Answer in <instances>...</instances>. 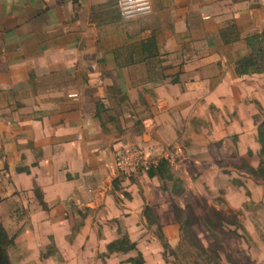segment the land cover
I'll return each instance as SVG.
<instances>
[{
  "label": "crops",
  "instance_id": "obj_1",
  "mask_svg": "<svg viewBox=\"0 0 264 264\" xmlns=\"http://www.w3.org/2000/svg\"><path fill=\"white\" fill-rule=\"evenodd\" d=\"M114 1L0 0V183L6 210L0 221L16 235L14 242L52 233L41 245L53 244L65 258L57 261L67 264L89 263L83 255L91 228L84 201L96 198L98 189L90 190L110 175L120 150V132L105 120L116 94L144 96L151 136H178L185 126L193 137L208 136L211 121L216 133H236L243 145L255 113L251 101L264 103V71L236 73V61L252 51L246 39L264 38V0H151V13L132 18L112 14ZM149 37L157 41V69L165 80L151 79L146 62L118 64L119 49ZM99 101L108 109L101 118ZM252 126L256 155L260 145ZM255 212L261 222L243 225L261 248L254 233L264 230V211Z\"/></svg>",
  "mask_w": 264,
  "mask_h": 264
},
{
  "label": "rangeland",
  "instance_id": "obj_2",
  "mask_svg": "<svg viewBox=\"0 0 264 264\" xmlns=\"http://www.w3.org/2000/svg\"><path fill=\"white\" fill-rule=\"evenodd\" d=\"M116 90L112 89V94H116ZM143 97L122 90L109 104L110 113L105 115L106 122L120 132L118 141L121 144L113 158L110 175L104 180L97 175L101 182L90 190L93 194L98 189L96 198L84 201V214L91 227L86 232L89 248L83 253L88 264H131L127 259L135 256L136 250L122 253L108 249L112 241L125 237H129L142 251L146 264H239L240 258L243 264H251L246 248L251 257L258 258V264H264V247L257 246L243 225L247 221L258 225L261 221L255 211L259 208L264 211V178L257 172L259 165L256 168L251 166L261 161L260 152L254 155L251 136L254 131L252 125H255L257 133L258 125L264 130V103L251 101L255 113L245 129V143L251 148L248 151L246 145L239 142L238 134L226 136L218 130L216 133L211 121V129L209 126L206 128L213 133L208 136L193 137L187 126L183 131L179 129L178 136H151L144 123V117L151 114V109ZM234 109L239 115H244L239 105L234 104ZM109 117L115 120H109ZM128 149L141 151L142 156L153 164L163 157L169 158L175 175L183 181L185 191L175 194L172 182L149 178L146 175L148 167L123 173L117 157ZM118 177L119 181L115 182ZM2 192L0 183V220L6 217L5 207L1 204ZM148 204L159 219L144 214ZM175 205L180 209V223L174 215ZM263 213L259 216L262 219ZM159 228L165 233V240L172 241L171 247H163ZM258 229L254 234L264 245V230ZM8 233L16 237L13 232ZM51 236L52 233L44 231L35 235L36 241L28 238L24 242H14L8 248L12 264H67L57 261L65 258L53 244L46 249L42 247L45 238L51 240ZM252 244L256 249L251 250ZM75 249L81 253L79 247ZM75 249L65 251H72L71 255H74ZM40 253L45 255L43 260L39 258Z\"/></svg>",
  "mask_w": 264,
  "mask_h": 264
},
{
  "label": "trees",
  "instance_id": "obj_3",
  "mask_svg": "<svg viewBox=\"0 0 264 264\" xmlns=\"http://www.w3.org/2000/svg\"><path fill=\"white\" fill-rule=\"evenodd\" d=\"M112 7V14L117 16V5L116 0L114 3L110 5ZM116 9H114V7ZM119 13V11H118ZM120 14V13H119ZM234 28V26H233ZM262 34H256L248 37L246 39L247 45L252 49V51L241 57L236 61V73L238 75H245L251 73H261L264 71V38ZM117 52L121 54L117 56V61L119 66L124 64H134L137 62H146L148 66L149 76L151 79H156L157 81L165 80L167 76H165L157 66L161 63V53L159 51V47L157 45V41L154 37H149L147 39H141L137 42L128 44L123 46L122 49H119ZM118 92V90H116ZM97 113L96 116L101 118L102 113L107 111L105 108V104L102 102H97ZM111 120V119H110ZM257 141L260 145V156L261 161L257 168V172H259L260 176L264 178V130L261 128V125L257 126ZM126 151V150H125ZM124 151V152H125ZM120 154V153H119ZM24 169H19L22 171ZM136 172V171H135ZM146 175L149 178H158L163 182L170 181L174 187L173 192L175 194H181L185 191V188L182 186L183 181L180 177L176 176L174 171L172 170V165L170 163L169 158L163 157L159 159L155 164H151L146 171ZM120 177L115 179V182H118ZM168 191L167 189H164ZM35 195L37 196L39 203L42 205L44 209H48L46 202L43 199V194L41 193L38 187L34 188ZM174 215L178 223H180L179 212L180 209L177 205L174 206ZM144 214L147 217L159 219L158 214L152 209V207L148 204L145 207ZM159 226H161L159 224ZM160 230V239L163 242V247L165 249L169 248L171 243L165 240V233L161 228ZM14 244V236H9L7 229L0 222V264H12V260L10 254L8 252V248ZM171 247V246H170ZM109 251L114 252H122L128 253L132 250H136V255L131 256L127 259V262L131 264H146L145 257L142 251L137 249V246L129 237H125L123 240L112 241L108 247Z\"/></svg>",
  "mask_w": 264,
  "mask_h": 264
},
{
  "label": "built area",
  "instance_id": "obj_4",
  "mask_svg": "<svg viewBox=\"0 0 264 264\" xmlns=\"http://www.w3.org/2000/svg\"><path fill=\"white\" fill-rule=\"evenodd\" d=\"M116 5L120 15L125 18L147 15L152 11L151 0H116ZM117 161L121 171L125 174L153 164L142 156L141 151L134 149H128L118 154Z\"/></svg>",
  "mask_w": 264,
  "mask_h": 264
}]
</instances>
